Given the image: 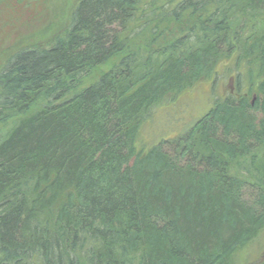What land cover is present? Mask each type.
<instances>
[{
	"label": "trees",
	"instance_id": "16d2710c",
	"mask_svg": "<svg viewBox=\"0 0 264 264\" xmlns=\"http://www.w3.org/2000/svg\"><path fill=\"white\" fill-rule=\"evenodd\" d=\"M75 3L0 66V264H237L264 224L261 138L254 150L217 139L218 106L183 139L134 142L155 101L246 48L264 86V0Z\"/></svg>",
	"mask_w": 264,
	"mask_h": 264
},
{
	"label": "rangeland",
	"instance_id": "374dc122",
	"mask_svg": "<svg viewBox=\"0 0 264 264\" xmlns=\"http://www.w3.org/2000/svg\"><path fill=\"white\" fill-rule=\"evenodd\" d=\"M76 0H2L0 2V66L5 62L16 44L47 41V35H54L68 19ZM50 35V36H51ZM30 36V37H28ZM47 36V37H46ZM28 37V41L27 40ZM252 48L255 46L251 44ZM264 47V41L260 43ZM245 58L241 63L224 60L215 69L216 74L206 73L193 85L183 92L169 96L164 102L155 101L152 109L146 110L147 120L141 128V135L134 142L139 152L148 150L153 144L165 138L176 137L183 139L198 119L211 110L218 108L212 114H223L217 117V139L225 140L227 144H234L241 150L247 146L256 149L257 138L264 142V86L255 85L258 72L248 61L258 62L260 52L242 50ZM264 58L259 59L263 61ZM251 70V72L249 71ZM235 70V71H233ZM245 75L239 79V71ZM204 72L199 70L197 74ZM237 75V78H236ZM252 76V78H251ZM250 83L247 85V82ZM157 100V99H156ZM231 106V107H229ZM245 116L249 123L257 125L256 130L250 128L244 136L245 128L240 127L238 120L233 117ZM232 122L226 128L224 122ZM256 124V125H255ZM255 131L258 133L255 137ZM225 144V143H224ZM254 144V145H253ZM140 165V164H139ZM139 167V166H138ZM139 169H142L139 167ZM250 186L242 190V198L249 199L253 205L257 192L250 190ZM262 207L255 206L256 216L262 214ZM244 246L233 250L231 256L237 264H264V224L258 226L254 237L243 238Z\"/></svg>",
	"mask_w": 264,
	"mask_h": 264
}]
</instances>
